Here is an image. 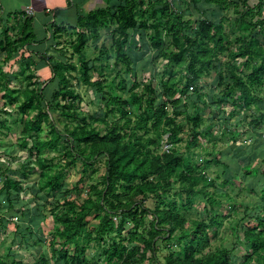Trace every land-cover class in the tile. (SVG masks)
<instances>
[{
	"label": "rangeland",
	"instance_id": "374dc122",
	"mask_svg": "<svg viewBox=\"0 0 264 264\" xmlns=\"http://www.w3.org/2000/svg\"><path fill=\"white\" fill-rule=\"evenodd\" d=\"M105 3L100 9L109 12L103 14L97 33L76 20L55 26L43 46L32 51L22 45L25 22L16 18L15 34L2 31L0 260L172 264V259L187 255L190 240L184 233L199 227L195 258L225 251L230 264H264V246L253 252L245 237L247 232L264 236V224L258 220L264 217V0L225 8L206 4L200 11L176 2L144 0L135 11L137 26L126 36L117 29L118 0ZM203 18L221 28L211 32L208 67L195 78L187 68L189 49L199 47L186 35L195 39L197 22ZM249 44L261 53L239 57ZM53 64L66 80L54 78ZM259 67L261 76L253 81L252 70ZM232 72L237 75L234 81L229 78ZM46 87L38 108L37 92ZM62 87L77 95L73 101L52 99L49 91ZM135 93L144 97L141 103ZM148 96L154 99L152 107L146 104ZM40 109L47 116L31 129L28 124ZM141 117L147 118L145 128H140ZM197 124L202 132L196 144L192 138ZM114 127L121 131L122 146H132L135 133L155 138L156 149L149 147L153 155L163 153L170 143V150L178 149L190 159L192 170H184L189 180L174 173L168 186V176L159 174L165 183L163 201L122 181L110 186L109 152L95 142ZM172 130L179 131L175 142ZM83 131L99 134L93 145L79 143L72 135ZM42 141L51 142L41 147ZM248 167L254 168L253 174H245ZM55 177L57 188L49 184ZM174 203L183 222L170 235L171 226L159 213ZM132 213L140 219L138 226ZM107 217L115 231L99 228ZM114 240L120 256L108 261L106 252Z\"/></svg>",
	"mask_w": 264,
	"mask_h": 264
},
{
	"label": "trees",
	"instance_id": "16d2710c",
	"mask_svg": "<svg viewBox=\"0 0 264 264\" xmlns=\"http://www.w3.org/2000/svg\"><path fill=\"white\" fill-rule=\"evenodd\" d=\"M249 0H190L189 6L191 5L196 10H201V6H204L206 4L216 5L218 7L225 8L226 6H233L237 3H243L247 4ZM168 5L167 0H163ZM144 3V0H118L117 4V12L114 13L115 17L117 18L118 27L117 29L120 32V36H126L127 31L129 29L135 28L137 26V19H136V8ZM233 4V5H230ZM188 6V7H189ZM187 7V6H186ZM109 10L106 12L103 9H97L96 11H91L88 14L84 16L78 17V24L80 26H84L86 28H91L93 30V33L98 32L99 22H104L105 19L103 17V14L108 13ZM55 26H62L56 23H53L52 28L50 29L52 33V29ZM27 25L25 23V26L23 27L24 30H27ZM220 25H216L213 22H211L207 18H203L198 20L197 27L195 29V39H191L188 35H186V39L190 41V43H193L194 45H198L199 49L196 50H190V57H189V64L187 66L189 72L194 74V77L198 76L200 74V71L202 68L208 67L209 63H206V60H209V57L211 55V49L209 47V41L212 39L211 32L213 29H220ZM23 36L25 39H23V48L26 49V51H32L37 46H43V44L46 42L48 35L44 37V40H35V35L25 34L23 33ZM81 44L85 45L87 42V37L85 33H82L81 36ZM1 38V37H0ZM197 39H200V41H197ZM1 40V39H0ZM26 46V47H25ZM190 48V47H189ZM261 49L258 47H253L251 44L246 45L239 53V57H245L248 58L253 54H260ZM25 54V53H24ZM10 57L12 56L9 54ZM26 58V55H25ZM122 58L124 60H127L126 55H122ZM20 57L16 58V61H18ZM245 64L249 65L247 61H245ZM53 76L54 78H61L62 80H66L65 74L62 70H60L58 64H53L51 66ZM263 71L262 67L256 68L252 70L251 73V79L253 81H258V79L261 76V73ZM229 78L234 81L237 78V75L235 73H231L229 75ZM48 87L43 88L42 91L38 90L37 97H36V106L39 108L43 104V98L44 94L46 92ZM188 88V85L185 87V89ZM243 92H248L247 87L241 86L240 87ZM183 88V90H185ZM189 90V89H188ZM149 91L153 92L154 90L149 87ZM51 94L52 99L56 98H67L69 101H73L75 97L77 96L72 90L67 89L66 87L58 88V89H52L49 91ZM173 94L172 92L169 93ZM192 97V96H191ZM190 97V98H191ZM134 98L139 103L142 102L143 96L135 93ZM52 101V100H51ZM187 101V97L184 99V102ZM50 103V101H48ZM146 104L149 107L154 106V99L151 96L146 97ZM165 112V106L162 105L159 109V113ZM47 111L40 109L39 113L32 119L28 126L31 129H34L40 121L43 119V117L47 116ZM169 121L172 122L173 119L169 118ZM147 123V118L141 117L139 124L140 128H145ZM116 127L113 129H110L105 135L101 136L98 141L95 142V144H98L99 147L102 149L107 148L108 150V165H107V172H108V181L110 186H114L119 181H122L127 187L129 188L130 185L132 188L144 196L148 194L149 192L154 193L159 200H164V197L161 196L160 191L162 190L164 186L163 183L158 179V175L160 176H168V182L166 183L168 186L170 185L169 178L175 173L178 174L179 178L187 182L189 180L188 175L186 171L184 170H192V163L190 159H186L184 155L180 152H178V149H169L164 150L163 153L153 155L151 153V150L149 147H153V149H156V145L158 144L157 140L152 137L143 138L142 136H137L135 133V143L127 147L126 145H121V138L122 134L121 131L115 130ZM196 130V131H195ZM194 130V136H193V142L197 144L199 134H201L202 131L199 129V125H196V128ZM199 132V133H198ZM179 131L172 130L171 133V139L172 141L179 140ZM73 137L79 143L81 142H87L89 144L93 141L97 140L99 137V134L97 132H86L83 131L80 135L77 136L75 132H72ZM51 141H42L41 147H44L49 144ZM107 143L111 144V146H107ZM168 151V152H167ZM151 155V156H150ZM185 164L184 167H182ZM252 171H254V168L248 167L245 170L246 175L253 174ZM157 174V175H156ZM156 175L155 178L150 179L151 176ZM194 178V177H193ZM49 184L53 188H57L59 186L58 179L52 178L49 180ZM191 194V191L189 195ZM158 200V199H157ZM176 204L169 205L168 209H162L159 213V216L162 217L164 222L166 224H170L169 233L170 235L173 234V232L176 230L177 225L181 224L183 222V219L179 215L178 211L175 209ZM65 220L68 219V215H64ZM131 220L135 221L136 226L140 224V219L137 217L135 213H132ZM259 224H264V217H259ZM113 220L112 218L107 217L104 221H101L100 227L102 231H115L113 227ZM194 224H197L194 222ZM198 225H203V223H198ZM197 225V226H198ZM201 232V229L198 227L195 230H190L186 233H184L183 236H186L189 238L190 243L188 244L187 249V255L185 259L183 260H173L172 262L174 264H230V258L227 255V252L223 251L220 253H210L205 258H195L194 254L196 249H194V243L197 242L201 238V236L197 235ZM246 241L250 244V250L253 252L258 251L264 246V236H262L260 233H251L247 232L246 235ZM119 248L117 246L116 241H113V244L110 246V249L108 252H106L108 255L106 256L108 261H112L115 257L120 256L118 255ZM172 263V264H173ZM0 264H9L4 262L3 260H0Z\"/></svg>",
	"mask_w": 264,
	"mask_h": 264
},
{
	"label": "crops",
	"instance_id": "0c3cea01",
	"mask_svg": "<svg viewBox=\"0 0 264 264\" xmlns=\"http://www.w3.org/2000/svg\"><path fill=\"white\" fill-rule=\"evenodd\" d=\"M109 0H0V37L4 29L15 34L19 28L13 29L12 23L17 19L25 22V34H34L35 40H44L50 36L53 23L69 25L78 20L83 11L103 8ZM179 6H189L190 0H173ZM17 18V19H16ZM58 19V21H57ZM26 47V46H25Z\"/></svg>",
	"mask_w": 264,
	"mask_h": 264
},
{
	"label": "built area",
	"instance_id": "2783aa9c",
	"mask_svg": "<svg viewBox=\"0 0 264 264\" xmlns=\"http://www.w3.org/2000/svg\"><path fill=\"white\" fill-rule=\"evenodd\" d=\"M169 2H173V0H168ZM171 147V144L170 143H166L165 144V149L166 150H169V148Z\"/></svg>",
	"mask_w": 264,
	"mask_h": 264
}]
</instances>
